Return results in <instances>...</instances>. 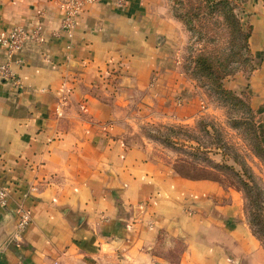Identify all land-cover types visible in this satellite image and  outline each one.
<instances>
[{
    "label": "crops",
    "instance_id": "obj_1",
    "mask_svg": "<svg viewBox=\"0 0 264 264\" xmlns=\"http://www.w3.org/2000/svg\"><path fill=\"white\" fill-rule=\"evenodd\" d=\"M65 1L0 0V29L30 28L38 17L47 34L10 52L18 85L0 72V182L9 189L0 264H260L263 248L238 194L182 176L145 140L125 139L134 113L150 104L183 119L197 111L189 84L176 79L182 30L169 0L88 2L70 36H50ZM239 2L254 60L245 84L264 143V5ZM7 57L0 45V62ZM113 62L122 65L117 88L104 78ZM182 92L188 100L175 105ZM19 203L31 220L15 242ZM175 238L183 245L177 260L158 251Z\"/></svg>",
    "mask_w": 264,
    "mask_h": 264
},
{
    "label": "rangeland",
    "instance_id": "obj_2",
    "mask_svg": "<svg viewBox=\"0 0 264 264\" xmlns=\"http://www.w3.org/2000/svg\"><path fill=\"white\" fill-rule=\"evenodd\" d=\"M186 8L188 6L185 3L180 5L175 0H169V9L173 15L177 11L183 12ZM201 14L200 20H192L194 24L192 29H188L175 17L180 21L182 31L179 35L180 39L176 41L174 52L176 54L173 58L175 64L173 66L177 68L176 79L181 83L186 81L189 84V96L197 101V111L191 117L183 119L173 113L170 116L164 115L167 113L160 107L150 104L141 113L139 111L134 113L136 125L127 127L125 139L131 144L144 143L145 140L151 148V153L166 161L174 162L179 158H184L193 161L197 166L208 168H211L212 161L227 164L230 168L223 166L218 170H212L218 176L219 184L227 191L225 193L229 192L230 196L238 194L242 203L243 215L263 248L260 264H264V227H261L260 221L251 223L250 220L257 214L264 224V155L257 153L255 146L257 141L253 131L249 128L250 123H247L254 121L258 136L264 145L260 137L255 110L252 109L251 114L244 105L221 101L208 84L194 73L191 60L198 50L205 49L221 57H229V63L230 59H233L229 73L222 78V83L241 95L247 102L249 94L245 80L254 67L253 56L245 54L244 59L237 53L240 41H229L230 38L222 26V18L217 13L209 17L206 10H203ZM203 23L209 25L212 30L207 31L205 26H200ZM121 67V63L113 62L104 76L105 82L110 83L114 88L119 86ZM156 78L157 74L153 73L150 79L151 86ZM232 81L235 85H232ZM239 81H243L244 84H237ZM185 88L187 90V86ZM141 94V92H136L134 96ZM184 95H186L184 92L174 94L175 105L188 100ZM166 125L174 126V129ZM164 136H169L175 140V143H165ZM195 145H199L198 149L203 148L197 157L190 153L192 146ZM204 156L209 160L203 159ZM242 180L251 186L250 197L242 187ZM162 243L164 247L158 251L170 259L177 260L183 246L181 239L175 238L172 245Z\"/></svg>",
    "mask_w": 264,
    "mask_h": 264
},
{
    "label": "trees",
    "instance_id": "obj_3",
    "mask_svg": "<svg viewBox=\"0 0 264 264\" xmlns=\"http://www.w3.org/2000/svg\"><path fill=\"white\" fill-rule=\"evenodd\" d=\"M178 4H186L188 8L183 12L177 11L174 16L177 17L181 22H183L188 29H192L194 24L193 19L200 20L202 18V11L206 10L209 17L214 13L222 18V26L224 32L228 34L231 42L239 40L238 43V54L245 59V54L247 56L252 55L250 48L248 46V37L250 34L251 26L250 24L243 23L238 12V6L240 4L239 0H175ZM264 5V0H262ZM200 26H205L208 30H212L209 25L200 24ZM208 34V32H205ZM210 37V36H209ZM212 39V37H210ZM193 64V71L196 75L203 79L204 83L208 84L209 88L213 90L215 95L224 103L236 102V104H241L246 106V108L251 112L254 110L251 101L246 102V100L239 94L235 93L232 89L227 88L222 83V78L229 73L230 64L233 59L229 57L219 56L213 53L211 50H198L195 55L191 58ZM249 128L253 131L254 137L257 141L256 150L260 155H264V145L258 136L254 121H248ZM170 129H174V126L166 125ZM163 140L167 144H174L175 140L169 138V136H164ZM199 145L192 146L191 155L197 157L202 149H198ZM206 148V147H205ZM203 159H208L204 156ZM173 168L175 171L188 178H208L213 180H218V176L214 174L212 169H220L223 166L227 167V164L218 163L215 161L211 162V168L197 166L193 161H188L184 158H179L173 163ZM227 168H230L229 166ZM242 187L244 188L248 197H250L251 186L248 182L242 180ZM251 223L259 222L261 227H264L263 221L259 220V216L255 214L251 217Z\"/></svg>",
    "mask_w": 264,
    "mask_h": 264
},
{
    "label": "built area",
    "instance_id": "obj_4",
    "mask_svg": "<svg viewBox=\"0 0 264 264\" xmlns=\"http://www.w3.org/2000/svg\"><path fill=\"white\" fill-rule=\"evenodd\" d=\"M98 0H66L62 4L64 10V15L60 21L58 28L50 31V36H59L64 34L70 36L72 28L74 26L75 16L81 12L84 5L88 2H94ZM121 0H118L120 3ZM43 11L41 9L36 10L37 16L41 15ZM34 39L38 42H44L47 38L46 31L42 26V21L40 18H36L30 28H25L21 24H13L8 27H2L0 29V45L4 46L7 50L8 57L6 60L0 62V72L3 78L13 81L15 84H19V78L16 74L12 72L9 65L10 52L15 49H19L27 39ZM35 187L31 185L29 189L33 190ZM27 192H23L25 197ZM9 189L7 186L0 182V204L5 206L8 203ZM14 213L16 215L14 229L11 232L9 238L17 242L21 239L23 230L30 222L31 217L29 210L19 203L14 208Z\"/></svg>",
    "mask_w": 264,
    "mask_h": 264
},
{
    "label": "water",
    "instance_id": "obj_5",
    "mask_svg": "<svg viewBox=\"0 0 264 264\" xmlns=\"http://www.w3.org/2000/svg\"><path fill=\"white\" fill-rule=\"evenodd\" d=\"M6 216H7L6 214L2 215V217H5V218ZM7 235H8V231L6 229L0 230V244L7 237Z\"/></svg>",
    "mask_w": 264,
    "mask_h": 264
}]
</instances>
